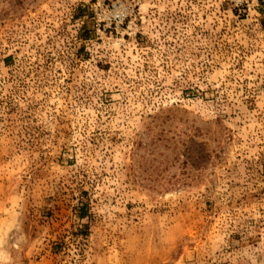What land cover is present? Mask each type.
<instances>
[{"label":"rangeland","instance_id":"374dc122","mask_svg":"<svg viewBox=\"0 0 264 264\" xmlns=\"http://www.w3.org/2000/svg\"><path fill=\"white\" fill-rule=\"evenodd\" d=\"M263 20L0 0V264H264Z\"/></svg>","mask_w":264,"mask_h":264},{"label":"trees","instance_id":"16d2710c","mask_svg":"<svg viewBox=\"0 0 264 264\" xmlns=\"http://www.w3.org/2000/svg\"><path fill=\"white\" fill-rule=\"evenodd\" d=\"M84 15H83V13L82 14H79L78 15V18H81V17H83ZM262 25H263V28H264V20L262 21ZM87 37H85V39H86ZM87 208V205L84 203V202H82V203H80V205H78V209H79V211H78V216L82 219V218H85L86 216H87V214H88V209H86Z\"/></svg>","mask_w":264,"mask_h":264}]
</instances>
